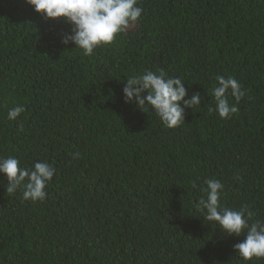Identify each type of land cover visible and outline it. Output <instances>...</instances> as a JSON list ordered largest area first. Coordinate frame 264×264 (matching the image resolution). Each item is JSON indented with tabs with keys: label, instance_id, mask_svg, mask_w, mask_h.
<instances>
[{
	"label": "trees",
	"instance_id": "1",
	"mask_svg": "<svg viewBox=\"0 0 264 264\" xmlns=\"http://www.w3.org/2000/svg\"><path fill=\"white\" fill-rule=\"evenodd\" d=\"M139 3L142 19L88 57L62 43L63 18L0 0V156L56 168L36 202L0 173V264H264L236 255L243 235L204 220L191 187L220 179L224 206L264 221V0ZM161 68L202 99L175 129L124 102L123 81ZM217 75L246 92L232 119L209 111Z\"/></svg>",
	"mask_w": 264,
	"mask_h": 264
},
{
	"label": "clouds",
	"instance_id": "2",
	"mask_svg": "<svg viewBox=\"0 0 264 264\" xmlns=\"http://www.w3.org/2000/svg\"><path fill=\"white\" fill-rule=\"evenodd\" d=\"M36 12L49 19L63 18L71 25V31L62 37V43L75 45L84 56L91 57L95 51L111 45L116 38L142 19L143 8L139 0H26ZM211 97L220 118L228 120L238 114V103L246 95L237 78L217 75ZM124 82L123 94L126 104H135L139 110L153 111L164 127L175 129L185 123L186 109L196 108L202 103L201 95L193 93L190 98L181 77L169 76L164 69L144 70L130 75ZM234 98L236 103L231 101ZM26 111L23 105L8 109L7 119L15 121ZM22 130V129H21ZM80 153L73 154L78 159ZM0 173L6 175L7 193L22 192L25 201H43L47 198V187L56 174V168L47 162L36 161L30 167L21 166L15 156H0ZM199 178L191 182L192 189H199L202 195L195 204L196 210L210 224L228 236L244 239L233 245L243 261L264 259V221L253 219L247 208L232 209L224 206V184L217 178H205L199 185Z\"/></svg>",
	"mask_w": 264,
	"mask_h": 264
}]
</instances>
